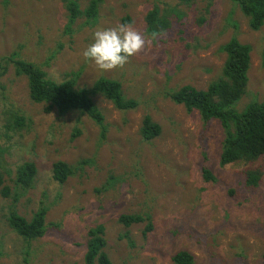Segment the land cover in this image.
<instances>
[{
	"label": "rangeland",
	"instance_id": "1",
	"mask_svg": "<svg viewBox=\"0 0 264 264\" xmlns=\"http://www.w3.org/2000/svg\"><path fill=\"white\" fill-rule=\"evenodd\" d=\"M75 1L84 11L91 0ZM97 1L94 20L82 15L69 26L61 0H0V59L17 53L56 82L78 73L77 88L99 77L117 80L125 97L138 103L119 111L95 96L106 129L101 138L87 116L47 113L33 103L25 78L6 65L0 75V177L13 192L15 168L32 162L33 187L15 208L25 218L40 204L47 213L44 235L28 247L9 228L12 201L0 195V264H84L87 231L99 224L112 264H173L178 251L192 255L193 264H264V162L220 167L219 124L202 122L197 112L166 96L184 85L204 90L217 80L225 59L219 47L235 37L251 53L248 84L234 108L264 101V25L252 31L229 0ZM154 7L166 14L170 27L146 55L111 71L82 57L97 28L131 23L151 37L144 18ZM16 115L24 117L23 126L7 131L6 122ZM145 115L161 129L151 141L139 136ZM56 161L73 170L63 184L52 176ZM203 168L213 181L203 179ZM250 169L261 171L256 186L246 184ZM123 214L147 216L151 230L145 232L144 223L124 227L118 222Z\"/></svg>",
	"mask_w": 264,
	"mask_h": 264
},
{
	"label": "trees",
	"instance_id": "2",
	"mask_svg": "<svg viewBox=\"0 0 264 264\" xmlns=\"http://www.w3.org/2000/svg\"><path fill=\"white\" fill-rule=\"evenodd\" d=\"M188 3L190 0H180ZM246 18L248 27L252 31H258L264 25V0H229ZM67 12L68 25L83 16L94 20L99 3L91 0L84 11L75 0H61ZM172 11L171 8L167 12ZM145 32L149 36L152 33L162 34L170 27L166 14L160 15L159 9L152 8L145 18ZM225 59L221 67V76L211 81L204 90L196 89L190 85L178 87L167 91V99L174 104L181 105L187 112H197L201 121L209 123L216 121L222 130L220 143L219 166L224 167L238 162H252L262 160L264 162V101L251 102L242 111L234 107L240 97L245 93L250 67L251 47L239 42L235 37L230 38L219 47ZM12 65L16 76L24 77L27 83L29 99L35 104L44 106L45 112L56 111L62 115L70 111H76L87 116L100 129L101 138L105 135L104 118L94 102V97L101 95L106 101L119 111L134 110L137 101L125 97L121 83L106 77H99L87 88H77L76 79L78 73H70L68 79L56 82L48 78L45 71L35 63L17 57V53H11L0 59L1 74H4ZM261 66L264 69V48L261 51ZM4 86L0 82V91ZM24 117L12 116L6 122V130L21 128ZM160 126L153 122L150 116L145 115L141 120L139 136L144 141H151L160 134ZM79 134L75 131L74 136ZM73 174L72 168L63 161L52 164L53 179L63 184ZM36 175V167L32 162H23L15 168L13 192L10 187L3 184L0 177V195L12 201L9 206L7 224L27 246L41 238L45 233L46 206L40 204L30 218L20 215L15 204L24 191L31 189ZM202 177L205 181H213L211 172L203 168ZM261 178V171L247 170L245 180L248 186H256ZM118 222L124 227L144 223L145 232L151 230L150 219L138 214L120 215ZM104 227L95 225L87 231L86 250L83 257L84 264H112L106 252ZM25 255L28 254L25 252ZM171 261L173 264H193V256L186 251L176 252ZM27 262V261H26Z\"/></svg>",
	"mask_w": 264,
	"mask_h": 264
},
{
	"label": "clouds",
	"instance_id": "3",
	"mask_svg": "<svg viewBox=\"0 0 264 264\" xmlns=\"http://www.w3.org/2000/svg\"><path fill=\"white\" fill-rule=\"evenodd\" d=\"M139 31L133 24H118L113 28H97L93 32V43L81 53L85 61H91L101 71L123 68L129 59L147 54L156 39Z\"/></svg>",
	"mask_w": 264,
	"mask_h": 264
}]
</instances>
